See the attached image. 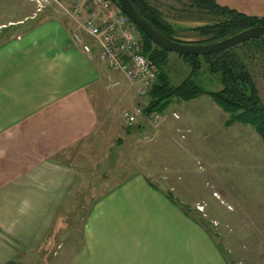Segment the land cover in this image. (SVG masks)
<instances>
[{
  "label": "crops",
  "instance_id": "crops-1",
  "mask_svg": "<svg viewBox=\"0 0 264 264\" xmlns=\"http://www.w3.org/2000/svg\"><path fill=\"white\" fill-rule=\"evenodd\" d=\"M31 18L24 12L0 21L27 23L0 39V264L51 261L58 240L53 227L63 220V207L88 187L74 160L77 145L98 139L110 112L130 94L95 47L85 52L73 41L72 20L57 11ZM206 97L199 103L207 104ZM172 98L166 106L175 107L158 119L177 141L191 124L178 109L182 98ZM226 117L225 126L232 123L224 124ZM173 200L141 171L105 185L83 218L79 243L60 244L64 264H228L209 234L178 207L182 201Z\"/></svg>",
  "mask_w": 264,
  "mask_h": 264
},
{
  "label": "rangeland",
  "instance_id": "rangeland-1",
  "mask_svg": "<svg viewBox=\"0 0 264 264\" xmlns=\"http://www.w3.org/2000/svg\"><path fill=\"white\" fill-rule=\"evenodd\" d=\"M59 1L63 6L70 3V0ZM146 1L169 20L175 34L184 39L203 37L192 27L213 18L204 10L189 7L186 0ZM216 1L245 13L264 10V0ZM42 3L37 9L35 0H0V21L26 12L33 16L28 19L32 23L56 11L70 19L53 0H42ZM4 24H0V39L27 25ZM239 44L233 50L244 61L264 103V43ZM163 69L171 83L178 82L189 70L184 60L173 52L167 53ZM198 74L195 79L202 87H220L218 73L208 71L204 63ZM119 76L122 77L120 84L130 89L129 97L115 112H110L98 139L77 145L80 147L74 160L89 178L85 183L89 188L81 189L83 196L63 207L65 217L62 215L63 220L52 230L58 240L48 264H64L65 251H60L61 243L67 241L71 248L79 243L83 218L92 207L94 196L105 185L107 188L134 170L143 172L153 187L175 202L182 201L178 207L209 234L228 264H264V143L253 127L237 121L222 125L221 120L227 114L210 97H206L208 105L204 101L199 103L200 97L208 96L200 93L178 104V109L188 114L191 126L182 138L177 133L175 141L167 134L169 128L158 119L163 110L145 115L147 92L138 94L136 85ZM132 105L139 110L135 120L126 124L121 112L134 111ZM173 107L171 103L164 111ZM131 129L134 135L129 134Z\"/></svg>",
  "mask_w": 264,
  "mask_h": 264
},
{
  "label": "trees",
  "instance_id": "trees-1",
  "mask_svg": "<svg viewBox=\"0 0 264 264\" xmlns=\"http://www.w3.org/2000/svg\"><path fill=\"white\" fill-rule=\"evenodd\" d=\"M130 1L162 33L180 41L209 42L225 37L246 26L264 25V10L261 13H245L216 0H186L189 7L204 10L213 18L192 27L203 37L184 39L175 34L172 23L163 17L155 6L150 5L146 0ZM135 28L140 35L143 52L152 60L153 68L157 69L156 78L147 89L148 100L143 107L145 115L155 111L161 112L172 97L186 99L205 93L226 112L227 117L224 124L233 121L249 124L264 143V103L257 94L256 86L244 61L233 50L235 45L206 54L175 53L184 60L189 70L178 82L171 83L163 69L167 53L170 51L158 47L136 26ZM256 41L264 43V37L250 38L241 43ZM203 63L208 71L218 73L220 83L218 89L204 88L196 80L199 75L198 70ZM3 264L18 263L9 260Z\"/></svg>",
  "mask_w": 264,
  "mask_h": 264
},
{
  "label": "built area",
  "instance_id": "built-area-1",
  "mask_svg": "<svg viewBox=\"0 0 264 264\" xmlns=\"http://www.w3.org/2000/svg\"><path fill=\"white\" fill-rule=\"evenodd\" d=\"M35 1L37 9L43 6L42 0ZM53 1L75 23L71 31L73 41L85 52L95 47L98 58L108 68L135 84L138 94H146L156 78V71L152 60L142 50V41L133 22L115 0H70L65 6L59 0ZM116 83L117 80L111 82ZM138 110L124 109L121 112L124 122L131 124Z\"/></svg>",
  "mask_w": 264,
  "mask_h": 264
},
{
  "label": "water",
  "instance_id": "water-1",
  "mask_svg": "<svg viewBox=\"0 0 264 264\" xmlns=\"http://www.w3.org/2000/svg\"><path fill=\"white\" fill-rule=\"evenodd\" d=\"M120 9L152 43L177 54H206L237 45L250 38L264 37V25H250L209 42H186L166 36L150 23L130 0H115Z\"/></svg>",
  "mask_w": 264,
  "mask_h": 264
}]
</instances>
